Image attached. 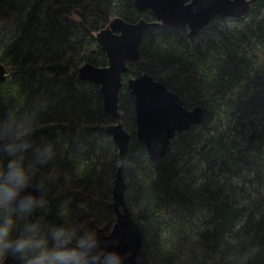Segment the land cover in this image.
<instances>
[{"label":"trees","instance_id":"16d2710c","mask_svg":"<svg viewBox=\"0 0 264 264\" xmlns=\"http://www.w3.org/2000/svg\"><path fill=\"white\" fill-rule=\"evenodd\" d=\"M28 1L14 30L0 38L7 72L0 116L44 105L33 145L52 141L57 157L38 166L37 180L50 167L59 172L46 185L45 218L56 221L58 206L71 198L79 221L105 231L114 224L108 205L119 159L107 132L113 120L99 86L77 71L84 63L107 65L95 38L111 19L142 18L154 24L140 41L139 60L127 63L118 107L132 130L125 199L149 264H264V0H252L240 19L213 18L196 36L137 11L132 0ZM19 2L0 0V32ZM144 72L204 110L201 124L178 134L155 161L135 138L134 98L125 84ZM41 215L36 209L30 218ZM202 219L207 224L197 228Z\"/></svg>","mask_w":264,"mask_h":264},{"label":"water","instance_id":"95a60500","mask_svg":"<svg viewBox=\"0 0 264 264\" xmlns=\"http://www.w3.org/2000/svg\"><path fill=\"white\" fill-rule=\"evenodd\" d=\"M132 1L137 11H150L162 25L172 29L185 28L191 36H196L215 17L242 18L249 12L252 3V0ZM153 24L142 18L135 22L113 18L95 38L105 54L107 65L97 67L84 63L77 71L80 80L99 86L103 110L113 120L107 132L118 150L119 166L108 206L115 220L109 231L102 227L96 230L102 238L115 242L121 251L130 253L126 256L125 264H149L150 259L143 244L141 227L133 218L125 199L123 164L131 136L119 120L118 99L123 75L128 69L127 63L139 60L140 41ZM6 79V68L0 63V82ZM125 84L134 98L135 138L144 145L150 160L163 159L178 134L199 126L203 120L202 106L188 109L180 95L147 72L128 77ZM8 264H11L10 261Z\"/></svg>","mask_w":264,"mask_h":264},{"label":"clouds","instance_id":"9594fccd","mask_svg":"<svg viewBox=\"0 0 264 264\" xmlns=\"http://www.w3.org/2000/svg\"><path fill=\"white\" fill-rule=\"evenodd\" d=\"M43 107L37 103L0 116V264H125L130 253L79 221L71 198L58 206L56 221L45 218L46 185L59 172L50 167L37 180L38 166L57 157L54 142L33 145ZM36 209H43L44 215L31 219Z\"/></svg>","mask_w":264,"mask_h":264},{"label":"rangeland","instance_id":"374dc122","mask_svg":"<svg viewBox=\"0 0 264 264\" xmlns=\"http://www.w3.org/2000/svg\"><path fill=\"white\" fill-rule=\"evenodd\" d=\"M28 0H20L19 5H18V9L16 11H14L13 13H11V15L9 16V18L7 19L6 24L9 26V28L7 30H4L2 32H0V38L6 34V32H10V30H14L15 26L17 25V23L20 21L21 16H22V12L28 8ZM70 18H72V16L70 15ZM188 109H191L193 107V105H185ZM123 125V124H122ZM124 127V126H123ZM130 131H132L129 128V133ZM116 172V171H115ZM115 175V174H114ZM114 181V180H113ZM128 196H133V200H135V194L133 192L128 191L127 192ZM133 202V201H132ZM133 211L136 213V209H133ZM207 216V215H204ZM207 221V219H202L200 221V223L197 224V228H203L207 223L205 222Z\"/></svg>","mask_w":264,"mask_h":264},{"label":"bare ground","instance_id":"6f19581e","mask_svg":"<svg viewBox=\"0 0 264 264\" xmlns=\"http://www.w3.org/2000/svg\"><path fill=\"white\" fill-rule=\"evenodd\" d=\"M193 108V107H192ZM119 166V165H118ZM118 166H117V168H118ZM117 168H116V170H117ZM116 173V172H115ZM115 176V175H114ZM125 184H126V182H125ZM125 192H126V190H125ZM10 263H11V260H10Z\"/></svg>","mask_w":264,"mask_h":264}]
</instances>
